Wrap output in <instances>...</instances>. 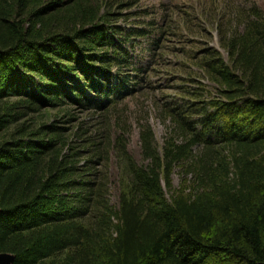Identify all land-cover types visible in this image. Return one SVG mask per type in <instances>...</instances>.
<instances>
[{"label": "trees", "instance_id": "1", "mask_svg": "<svg viewBox=\"0 0 264 264\" xmlns=\"http://www.w3.org/2000/svg\"><path fill=\"white\" fill-rule=\"evenodd\" d=\"M141 1L0 0V253L14 264H264V9L146 21ZM137 96L166 128L160 144L138 122L141 163L117 116Z\"/></svg>", "mask_w": 264, "mask_h": 264}, {"label": "rangeland", "instance_id": "2", "mask_svg": "<svg viewBox=\"0 0 264 264\" xmlns=\"http://www.w3.org/2000/svg\"><path fill=\"white\" fill-rule=\"evenodd\" d=\"M253 3L258 4L260 7L264 9V0H142L140 4V8L147 9L152 15L146 16V21L152 20L154 18H159L160 16H164L167 14V9L170 6H185L190 5L192 7H198L199 9L202 7H207V12L209 16L216 17V15H220L224 17L225 22H229V16L231 14H236L237 7H246L252 5ZM189 6V8H190ZM212 6V7H211ZM195 10V9H194ZM227 13V15H223ZM216 14V15H215ZM214 39L211 41L212 46L219 48V37L218 32L214 31ZM200 38H196L199 40ZM142 42L139 47H137L136 56L142 57V65L146 66V62L148 61V53L145 52L146 46L148 45ZM173 62V61H172ZM152 103L150 101H146V97L137 96L134 100H127L126 104H123L119 107V112L117 116H123V119L132 126V135L129 144V150L133 157L137 162L141 163L143 161L141 154V146H140V129L138 122H145L148 117V122L153 127V130L156 134L157 140L160 144L163 143L164 138L166 136V128L162 124L161 120L157 118L156 112L153 114L152 111ZM72 110V109H71ZM55 116H58L59 113H54ZM61 115L60 119L63 118ZM82 118H87L89 114L79 115ZM98 117V116H97ZM96 117V118H97ZM174 186L175 188H179L180 180L178 176L174 177ZM118 191L114 190L112 194V201L114 204H118Z\"/></svg>", "mask_w": 264, "mask_h": 264}, {"label": "water", "instance_id": "3", "mask_svg": "<svg viewBox=\"0 0 264 264\" xmlns=\"http://www.w3.org/2000/svg\"><path fill=\"white\" fill-rule=\"evenodd\" d=\"M0 264H14V256L0 253Z\"/></svg>", "mask_w": 264, "mask_h": 264}]
</instances>
